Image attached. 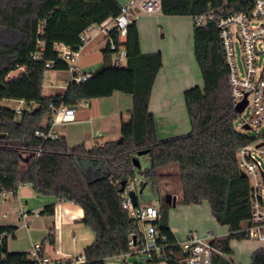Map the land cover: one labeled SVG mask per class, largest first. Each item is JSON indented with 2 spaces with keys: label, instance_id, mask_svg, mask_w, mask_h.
Masks as SVG:
<instances>
[{
  "label": "trees",
  "instance_id": "16d2710c",
  "mask_svg": "<svg viewBox=\"0 0 264 264\" xmlns=\"http://www.w3.org/2000/svg\"><path fill=\"white\" fill-rule=\"evenodd\" d=\"M161 2L164 15L193 18L225 7L231 11L251 7L249 1L243 0ZM121 7L118 0H0V193L16 194L21 185H30L38 194L81 206L82 222L95 234L84 254L89 264H106L109 258L128 253L131 234L138 232L135 219L123 205V183L126 188L141 177L142 189L151 181L160 184L163 179L178 178L181 192L177 204L208 201L215 220L229 230L226 238L216 237L213 244L223 255H231L233 240L249 239L243 229L252 223L251 185L249 178L241 175L238 151L253 139L234 125L238 112L216 24L194 26V55L203 85L184 92L191 125L188 134L165 140L158 137L150 101L163 68V54L142 51L136 19L121 43L127 51L125 65L114 64L117 51L111 49L107 39L102 49L103 61L93 70L91 79L70 82L64 94L43 93L47 70L71 69L67 61L59 58L57 43L78 49L82 34L93 25L117 17ZM109 37L118 44L115 28ZM40 51L41 59H34ZM19 68L23 69L21 73L10 78L11 72ZM111 71L131 80V122L123 126L122 141L110 140L92 148L84 144L71 147L64 136L46 138L37 134L50 131L52 106H75L78 101L91 98L90 88ZM3 100L23 101L21 112H16V106L4 105ZM141 151H147L145 155L150 157V165L144 169L134 164L135 159L141 163ZM170 167L177 169L173 172L168 170ZM162 194L156 224L166 237L160 243L172 245L178 241L169 225L172 206L166 202L167 194ZM55 210L56 204L50 203L39 213L52 216ZM16 229L0 225V264H38L30 252L9 250V237H15ZM46 241L55 243L54 228L43 244ZM165 253L169 260L182 257L177 245L166 248ZM148 261L163 260L154 256ZM251 264H264V247L253 252Z\"/></svg>",
  "mask_w": 264,
  "mask_h": 264
},
{
  "label": "built area",
  "instance_id": "2783aa9c",
  "mask_svg": "<svg viewBox=\"0 0 264 264\" xmlns=\"http://www.w3.org/2000/svg\"><path fill=\"white\" fill-rule=\"evenodd\" d=\"M243 1H249L251 7L241 11H231L225 7L218 11L198 15L194 17V21L199 26L207 27L209 24H216L218 27L235 106L247 102L245 109L238 113V116L246 114L247 110H250V114L242 122L241 128L252 131L262 130L261 134L257 133L252 137L253 141L239 149L238 163L241 171L247 174L251 185L252 223L243 231L246 232L248 238L264 242V0ZM161 11V0H128L122 4L120 14L112 19V27H102L101 31L107 34V39H110L111 49L117 51L114 58L115 65L126 60L127 51L121 43L125 41L133 20L141 13L154 15ZM113 28L118 33V44L109 37V32ZM86 42L87 37L84 33L81 35V45L76 50L64 43L56 45L59 58L68 63H74V67L71 68L73 74L70 82L81 83L93 77V72L83 73L76 70L78 57ZM33 57L36 60L41 59V51ZM261 57L263 60L259 61ZM49 66L50 63H47V67ZM17 103L16 112L20 113L23 101H17ZM51 108L52 116L48 120L51 124L50 131L48 134L38 131L37 134L46 138H58L59 134L53 132L55 125L53 113L60 112L62 113V122H71L75 119V107L61 104L59 107L52 106ZM132 191H134L133 184H129L124 189L122 193L123 205L135 219L138 232L131 234V250L115 257H123L126 260L129 255L138 254L140 258L145 257L148 261L157 256L169 264L165 250L177 245L180 247L182 257L171 259L179 264L184 262L185 264H217V258L222 253L213 244L216 238L214 233L202 237L191 232L185 240L179 241L178 239L176 244H161L160 240H165L166 237L161 235L156 224L160 218L159 201L134 205L131 198ZM20 215L28 227L29 214L21 209ZM30 257L38 264H89L85 254L67 258H52L46 253L43 243H36L33 246Z\"/></svg>",
  "mask_w": 264,
  "mask_h": 264
},
{
  "label": "crops",
  "instance_id": "0c3cea01",
  "mask_svg": "<svg viewBox=\"0 0 264 264\" xmlns=\"http://www.w3.org/2000/svg\"><path fill=\"white\" fill-rule=\"evenodd\" d=\"M118 1L122 5L128 0ZM142 16L153 19L158 27L156 32L154 25L146 27L137 21L142 51L144 53L161 51L163 54V68L156 80L150 101V111L156 118L158 137L160 140H165L185 135L190 130V126L185 123L187 115L185 116L182 113L180 116H176V113L172 115L170 113L172 111H162V108H173L174 100H177L179 102L178 105L181 107L184 92L191 86H194L195 80L198 77L200 78V68L194 55V18L191 16H174L175 18L171 19H178L176 17H191L193 23L188 22V24L184 20L173 22L170 18H167L171 16L164 15L161 12L154 15L141 13L136 20ZM174 23L176 24L173 25ZM101 30L102 28L96 33H90L84 47L88 42L99 38L101 33H104ZM159 31L162 34L161 36ZM105 45L104 43H100L98 48H96V51L101 54V61L81 65L82 67L76 65L77 72H93L103 61L102 49ZM72 74L73 72L71 71L66 86L61 83L57 85L48 83L46 85L47 88L56 89L51 94L44 93L45 86H43L44 95L54 96L64 94L68 88ZM130 84V78H125L123 74L117 71L106 73L96 82L95 86L90 88L92 97L87 99L85 103H82L80 107L77 106L79 103L74 106L75 119L73 121L64 123L62 122V113H53V117L55 118L53 132L66 137L71 147L84 144L86 147L92 148L97 145H103L110 140H118L121 137L123 126L131 122L133 96L130 92ZM60 85L63 87H59ZM65 124V128L62 127ZM33 191L30 185H21L16 194L0 193V225L16 226L14 225V218L9 219L4 210H12L15 218H21L20 210L24 209L26 211L24 204H29L27 200L35 199L36 195H43ZM24 201L26 202L24 203ZM50 203L56 204L55 201H41L40 203H36V209L34 210L40 212L45 205ZM28 212L31 213V211ZM171 229L176 234L172 227ZM210 233L215 234V231H211ZM228 234L229 230L221 238H226ZM206 236L208 235L203 234L202 237ZM218 257L220 258H218L217 264H224L227 261V258L224 256ZM228 262L230 263V261Z\"/></svg>",
  "mask_w": 264,
  "mask_h": 264
},
{
  "label": "rangeland",
  "instance_id": "374dc122",
  "mask_svg": "<svg viewBox=\"0 0 264 264\" xmlns=\"http://www.w3.org/2000/svg\"><path fill=\"white\" fill-rule=\"evenodd\" d=\"M170 18L173 22H178L184 20L185 22L193 23V19L191 17H176L174 16L167 17ZM185 18V19H184ZM138 23L144 24L146 27H150L152 25L155 26V31L157 32V24L153 21V19H149L147 16H142L139 18ZM188 23V24H189ZM174 23L173 25H175ZM109 26L112 27V20L105 22L102 25H93L86 32L85 36L89 37L90 33L98 32L102 27ZM160 36L162 35L159 31ZM100 43L106 44V34L101 33L99 38L94 39L91 42H88L87 45L82 49L80 56L78 57L77 64L79 67L85 64H92L101 61V54L96 51L98 45ZM263 58H259V61H262ZM126 60L122 62L125 65ZM71 68L74 67V63H69ZM23 69L19 68L10 74V78H14L18 76ZM72 69L69 70H56L49 69L45 73L44 77V93L51 94L56 91V89L47 88L46 85L48 83H53L55 85L62 84L64 86L67 85V79L70 77ZM196 85H203V78L200 71V78L198 77L195 82ZM193 87V86H191ZM86 100L78 101V107L81 106L82 103H85ZM3 104L6 106H17L18 103L14 100H3ZM179 102L174 100L173 108H162V111H172L177 116L180 114L187 115L186 125H191L187 112V107L185 103V96L181 100V107L178 105ZM176 111V112H175ZM250 114V110H247L246 114L238 116L234 122L236 130L242 132L248 136L254 137L257 133L261 134L262 130H243L241 128L242 122L247 119ZM65 125L62 127L65 128ZM188 132V133H189ZM187 133V134H188ZM141 165L144 168H147L150 165V157L149 155H143L141 157ZM176 167H170L168 170L175 172ZM142 178L138 177L137 181L133 183V190L139 197V201L141 203H151L154 200L159 201L161 194H172L181 192V183L178 178L163 179L160 184L156 181H151L149 184L141 191V183ZM167 183V184H166ZM162 186V187H161ZM29 190V189H28ZM32 190V189H30ZM34 192V191H33ZM39 198V199H36ZM55 201L56 202V211L55 215H41L39 212H36L34 209L36 203H40L41 201ZM29 204H24L26 211H31L30 217L27 220L28 227L24 224L21 218H15L13 216L14 212L8 209L4 210V213L8 215L9 219L14 218V225H16L17 229L15 232V237H9V250L12 252H30L33 249V246L36 243H43L46 239L51 228H54L55 233V243L51 244L50 242H45V251L52 258H67L73 255H83L84 250L87 246L93 243L95 240V234L93 230L82 222L84 217V211L81 206L78 204L69 202V201H58L53 195H36L35 199L27 200ZM33 201V202H31ZM26 201H24L25 203ZM13 213V214H12ZM169 224L176 232V235L179 241L185 240L189 233L194 232L199 236L208 235L211 231H215L216 237H223L222 235L228 233V227L220 225L212 215L211 207L208 201L203 202L202 204H177L176 207H171L169 211ZM227 235V234H226ZM231 247L233 249V253L231 255H220L227 258V261H230V264H251L252 254L255 250L264 247V242L249 238L245 240H233L231 242ZM144 257V256H143ZM149 258V257H148ZM220 258V257H218ZM217 258V262H218ZM150 260V259H149ZM106 264H167L166 262L160 263H152L150 261H142L140 255L131 254L126 260L123 257H113L109 258L106 261Z\"/></svg>",
  "mask_w": 264,
  "mask_h": 264
},
{
  "label": "water",
  "instance_id": "95a60500",
  "mask_svg": "<svg viewBox=\"0 0 264 264\" xmlns=\"http://www.w3.org/2000/svg\"><path fill=\"white\" fill-rule=\"evenodd\" d=\"M246 105H247V102L240 103V104H238V105L235 106V110H236L238 113H241V112L245 109ZM118 140H119V141H122V137H120ZM147 153H148L147 151H141V152H139V155H145V154H147ZM134 162H135L134 164H135L136 167H140V166H141V163H140V161H139L138 159H135ZM241 175L244 176V177H247V174H246L244 171H241ZM125 183H126V182L123 183L122 191H124V189H125V186H124ZM143 189H144V188H142L141 191H143ZM131 198H132V200H133L134 205H137V194H136L135 191H132V192H131ZM177 201H178V196H177V195H172V194H170V193H168V194L166 195V202H167L168 204H170L172 207H176V206H177ZM134 239H135V238H134ZM141 260H142V261H146V258H145V257H144V258H141ZM168 263H169V264H179V263H177V262H176L175 260H173V259H170V260L168 261ZM183 264H185V262H184Z\"/></svg>",
  "mask_w": 264,
  "mask_h": 264
}]
</instances>
